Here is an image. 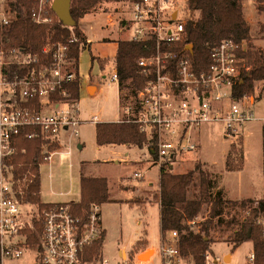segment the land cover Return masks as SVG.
<instances>
[{
  "label": "built area",
  "instance_id": "built-area-1",
  "mask_svg": "<svg viewBox=\"0 0 264 264\" xmlns=\"http://www.w3.org/2000/svg\"><path fill=\"white\" fill-rule=\"evenodd\" d=\"M31 1V6L17 7L18 0H0V264L26 252L32 254L30 264H142L131 256L111 262L101 247L90 254L105 234L101 204L91 202L82 216L68 202L41 199L29 203L19 198L20 179L4 162L16 150L14 139H46L42 156L47 163L62 133L71 141L79 136L81 123L99 120V114L89 119L79 117L78 98L71 90L76 83L78 94L81 88L77 59L70 56L71 45L85 47V37L63 21L61 27L68 29L67 35L55 28L61 19L52 8L53 0ZM176 4V0L131 1L132 27L126 39L144 42L145 52L135 58L142 82L134 90L119 87L120 115L116 121L137 125L150 140L147 150L159 168L195 152L198 143L193 136L205 125H218L221 136L231 137L244 136L257 122L264 128V113H254L252 96L233 94L249 69L240 54L247 48L246 41L226 37L207 42L209 63L198 70L189 44L183 50L177 48L185 35V20L178 19ZM20 20L40 30L31 37H19ZM126 24L123 18L120 27L124 29ZM151 39L153 43L146 44ZM113 70L110 79L119 86L115 66ZM133 176L141 174L135 171ZM255 222L264 238V208ZM168 233L160 243L162 264H180L183 257L178 233ZM30 236H35L36 242L31 243ZM204 257L207 264H213L210 253ZM244 258L243 264H264L257 260L253 247Z\"/></svg>",
  "mask_w": 264,
  "mask_h": 264
},
{
  "label": "rangeland",
  "instance_id": "rangeland-1",
  "mask_svg": "<svg viewBox=\"0 0 264 264\" xmlns=\"http://www.w3.org/2000/svg\"><path fill=\"white\" fill-rule=\"evenodd\" d=\"M131 1L101 0L77 23L78 28L84 33L87 42L90 44V47L82 46L80 48L77 60V70L81 79L77 108L81 119H89L94 114H100V120L106 122L116 121L119 117L120 92L118 83L111 81L110 77L115 64L117 49L115 41L126 39L131 33L132 24L129 11ZM176 1L178 19L181 17L186 21L187 0ZM241 1L242 13L249 25L248 46L254 50H264V34L259 30L260 23L264 22V10L257 8L256 0ZM123 18H126L127 24L124 29H120V21ZM91 56L104 58L100 61L105 63V67L100 70L95 61L91 63ZM102 75L106 78L102 79ZM125 82L127 83V81ZM87 83H95L97 85L96 92L95 87L89 86L88 94L85 88ZM255 84L256 91L252 94L255 103L252 108L256 115H260L264 113V83L255 81ZM259 93L262 96L255 99L254 97ZM238 103L240 105L241 102ZM95 125L96 123L93 122L81 123L78 127L79 138L76 136L69 144L66 142V136H59L60 147L54 151L50 165L44 163L40 166L42 175L41 198L46 202L58 203L78 201L81 173L78 165L79 160L91 159L96 161L99 166L92 167V172L98 173L100 170L107 175L109 180V200L101 203L100 206L103 227L105 226L111 231L112 241L122 239L121 246L127 252L131 250L130 246L134 243L133 241L143 233L141 230L146 229L148 244L156 250L150 264H162L159 207L155 203L156 198L153 197L158 186L159 168L153 164L146 146H144L146 149L136 146L130 148L119 146L115 149L116 156L107 151L104 153L97 151L93 138ZM263 132L264 128H261L258 122L254 124L253 128L247 129L244 136L236 137L221 136L218 125H205L198 136H193V140L198 143L197 150L191 153L188 158L175 159L171 164V171L174 173H184L196 169L203 171L209 180L208 191L211 199L216 196H220L224 201L238 202L243 199H252L253 204L257 205L260 199H264ZM79 140L85 142V147L82 149L77 147ZM70 148L72 156L69 151ZM64 151L68 154H62ZM125 153L128 155L126 156ZM103 156L108 158L101 160ZM133 157L138 159L133 162L134 166L130 162V158ZM97 159L100 160L97 161ZM111 159L116 160L117 163ZM143 165L151 166L139 169L140 172L144 173L143 178L132 176L133 171ZM87 171L88 167L83 168V173H88ZM198 171H195L194 183L187 191V196L190 198L200 193ZM25 180V177H21L20 183L25 182ZM139 198L144 202L141 206L136 201ZM141 207L145 210L142 211ZM247 213V210L240 205L226 204L223 215L220 217L223 219L217 217L214 219V227L209 230V235L213 239L212 252H208L214 258L213 264L244 263L245 254L253 247L252 242L245 241L235 250H231L232 241L230 237L239 228ZM207 217H209L208 206H204L201 208L197 219L191 223L193 224L192 229L199 230L200 221ZM168 232L165 233V236L169 234ZM151 253L152 250L147 256L140 258L146 260ZM102 254L114 263L118 258L116 255L117 248L108 249ZM31 255L30 252H26L17 259L5 258L3 264H30ZM120 255L124 257L123 252ZM225 255H231V262L225 263L223 260ZM131 256L134 260L137 259L136 253H132ZM182 257L180 264H196L191 256L182 254ZM203 264H207L205 257Z\"/></svg>",
  "mask_w": 264,
  "mask_h": 264
},
{
  "label": "trees",
  "instance_id": "trees-1",
  "mask_svg": "<svg viewBox=\"0 0 264 264\" xmlns=\"http://www.w3.org/2000/svg\"><path fill=\"white\" fill-rule=\"evenodd\" d=\"M101 0H70V14L74 21L73 26L77 35L82 31L78 28L79 19ZM257 8L264 10V0H256ZM31 0H18L17 7L21 5L31 6ZM186 21L184 24V37L178 43L177 48L183 50L184 46L191 44V58L195 67L200 70L209 63L207 42L233 37L236 41H246L247 48L240 52L244 57L245 65L249 69L243 73L242 81L233 89L236 96L251 95L256 91L255 81L264 83V50L252 49L248 46L249 25L242 13L241 0H187ZM61 20L55 23V28L61 30L64 35L68 29L62 28ZM45 28V27H44ZM19 37L22 35L31 37L37 26L28 21L20 20L17 27ZM259 30L264 34V22L259 25ZM20 40V38H17ZM117 41L115 54V68L119 76V87L129 86L133 90L141 85V77L137 74L135 58L145 52L144 42L120 39ZM34 43V41H33ZM153 39L146 44H152ZM24 44V43H22ZM81 46L78 43L71 45L70 56L78 60ZM95 56H91V61ZM127 81V83L125 82ZM74 97L78 98L77 83L71 88ZM261 93L254 98H260ZM96 143L101 145H129L142 148L150 147V140L142 134L137 125L123 120L97 122L95 125ZM16 150L4 159L7 166L16 178L25 177V182L20 183L22 194L19 198L25 202H40L41 198V175L40 166L46 161L42 156V145L46 139L36 137L27 139L18 136L14 139ZM57 149L56 147H54ZM152 149V148H150ZM151 151V150H150ZM13 167V168H12ZM169 164L161 165L158 180V191L153 197L159 204V224L162 238L169 230H176L179 238V248L184 256H191L196 264L204 263V256L212 252L213 239L209 230L214 227V219L223 215L226 204L240 205L247 210V215L240 223L231 238V250H235L245 241H251L256 253L257 260L262 262L264 258V238L255 219L264 206V199H260L257 205L252 199L240 201L222 200L220 196L211 199L209 193V180L203 171L189 170L184 173H174ZM197 167V166H196ZM264 170V161H263ZM195 171L199 173V195L187 196L188 188L193 185ZM80 198L75 202H68L70 208L79 215L84 216L91 202L103 203L109 200L107 180L104 177L81 176L79 179ZM208 206L209 217L200 221L199 230L192 229L191 221L199 216L202 207ZM223 219V218H220ZM199 222V221H198ZM145 234V230H143ZM143 239L136 242L140 244ZM36 242L35 236L30 240ZM103 239H98L93 245L90 254H96Z\"/></svg>",
  "mask_w": 264,
  "mask_h": 264
},
{
  "label": "crops",
  "instance_id": "crops-1",
  "mask_svg": "<svg viewBox=\"0 0 264 264\" xmlns=\"http://www.w3.org/2000/svg\"><path fill=\"white\" fill-rule=\"evenodd\" d=\"M247 18V17H246ZM120 28V27H119ZM120 29H123V28H120ZM82 34H83V36L85 37V47L86 46H89L90 47V44L87 42V40H86V36L84 35V33L82 32ZM129 36H127V38H128ZM125 39V38H124ZM116 42V45H117V41H115ZM117 50V49H116ZM100 59H104V58H100V57H95L92 61H91V63H93L94 61L99 65V69L100 70H102L104 67H105V63L104 62H101L100 61ZM106 77L105 76H103L102 75V79H105ZM111 80V79H110ZM111 81H116V80H111ZM118 83V82H117ZM89 86H93V87H95V92H96V90H97V85L95 84V83H87V84H85V88H86V91H87V93H88V87ZM118 88H119V86H118ZM94 92V93H95ZM89 94V93H88ZM93 95V94H92ZM119 115H120V106H119ZM98 122H102L101 120H100V114H99V120H98ZM84 123H87V122H84ZM90 123V122H89ZM93 123H97V122H93ZM264 133V132H263ZM61 136H63V133H62V135ZM76 136H74L73 137V139L75 138ZM78 138H79V136H78ZM93 138L95 139V127H94V136H93ZM66 139H67V143L69 144L71 141H68V136H66ZM72 139V140H73ZM82 142V143H81ZM95 144H96V146H97V151L99 150L101 153H104V151L106 152H109V154H112L113 156H116V147H119V146H122V147H126V148H130L131 146H129V145H123V144H121V145H115V144H110V145H101V146H99L97 143H96V139H95ZM133 146V145H132ZM60 147V144L58 145V147H57V149ZM77 147L79 148V149H82V148H84L85 147V142L83 141V140H79V141H77ZM145 149H146V147H144ZM147 150V149H146ZM67 151V150H66ZM66 151H64V153H62V154H68V153H66ZM70 152H71V156H72V151H71V148H70V150H69ZM148 153V152H147ZM149 154V153H148ZM125 155L127 156L128 155V153H125ZM203 155V154H202ZM151 155L149 154V157H150ZM52 158H53V156H52ZM52 158H51V160H52ZM108 157H105V156H103L102 157V159L101 160H105V159H107ZM110 158H112V157H110ZM137 158H135V157H133L132 159L130 158V162H131V164L134 166V161L136 160ZM51 160L49 161V162H47V163H45V164H48V165H50V162H51ZM100 159H97V161H99ZM138 160V159H137ZM142 160V159H141ZM149 160V159H148ZM147 160V161H148ZM80 162L78 163V165L80 166V176H79V179H80V177L81 176H87V177H104V178H106V180H107V189H108V196H109V180H108V177H107V175L105 174V173H103L102 171H100V170H98V173H94V172H92V167H96V166H99V164L96 162V161H94V160H91V159H80L79 160ZM111 161H113L112 159H111ZM113 162H115V163H117V161L116 160H114ZM44 164V163H43ZM42 164V165H43ZM150 164V163H149ZM152 164V163H151ZM41 165V166H42ZM57 165H59V163H57ZM156 165V164H155ZM145 166V167H144ZM156 166H158V165H156ZM85 167H88V173H83V168H85ZM149 167H151V166H149V165H143V166H141V167H139V168H137V170H135L136 172H139L140 174H141V177H138V178H143V176H144V173L143 172H140L139 171V169H141V168H149ZM158 168H159V166H158ZM147 170V169H146ZM135 171H133V173L135 172ZM159 172H160V169H159ZM159 172H158V180H159ZM132 173V174H133ZM40 175H41V167H40ZM133 176V175H132ZM41 177H42V175H41ZM135 177V176H134ZM132 178V177H131ZM135 178H137V177H135ZM42 179V178H41ZM41 185H42V182H41ZM157 189H158V186L156 187V189H155V191H154V193H153V195L157 192ZM41 194H42V192H41ZM136 201H138L139 203H140V206H141V204L142 203H144L143 202V200H140V198L139 199H137ZM151 201V200H150ZM132 202V201H131ZM155 203H157L158 204V201L156 200L155 201ZM158 207H159V204H158ZM141 209H142V211H144L145 210V208H142L141 207ZM159 226H160V224H159ZM143 230H145V234H143L142 232H143ZM104 238H103V241H102V243H101V251H102V253L103 252H105L106 250H108V249H113V248H117V259L115 260V261H119V260H121L123 257L120 255L121 254V252H123L124 253V257H127L128 258V256L130 257L131 256V254L133 253H136V257H137V259L136 260H134V261H142V264H150L151 263V261H152V258H153V256L155 255V253H156V250H155V248L153 247V246H151V245H149L148 244V240H147V230L146 229H142L141 230V233L142 234H140L133 242V244L130 246L131 247V250L130 251H126V249L124 248V247H122L121 246V242H122V239H117V240H115V241H112V238H113V236H112V233H111V231L109 230V229H107V227H105L104 226ZM160 235H161V239L160 240H162V233H161V230H160ZM140 239H143L142 240V242L140 243V244H137L136 245V242L138 241V240H140ZM160 243H161V241H160ZM148 250H152V253L149 255V257L146 259V260H142L140 257H141V255L143 254V253H145L146 251H148ZM160 256H161V254H160ZM132 257V256H131ZM133 259V258H132ZM223 260L225 261V263H229V262H231V255H225L224 257H223ZM161 262H162V258H161ZM219 264V263H218Z\"/></svg>",
  "mask_w": 264,
  "mask_h": 264
},
{
  "label": "water",
  "instance_id": "water-1",
  "mask_svg": "<svg viewBox=\"0 0 264 264\" xmlns=\"http://www.w3.org/2000/svg\"><path fill=\"white\" fill-rule=\"evenodd\" d=\"M52 8L58 15V17L67 25L73 24V19L70 14V0H53ZM192 45L189 44V49Z\"/></svg>",
  "mask_w": 264,
  "mask_h": 264
},
{
  "label": "bare ground",
  "instance_id": "bare-ground-1",
  "mask_svg": "<svg viewBox=\"0 0 264 264\" xmlns=\"http://www.w3.org/2000/svg\"><path fill=\"white\" fill-rule=\"evenodd\" d=\"M91 89H92V87H91ZM150 252H151V250H149V251L143 253V254L141 255V257H145V256H147V254H149Z\"/></svg>",
  "mask_w": 264,
  "mask_h": 264
}]
</instances>
